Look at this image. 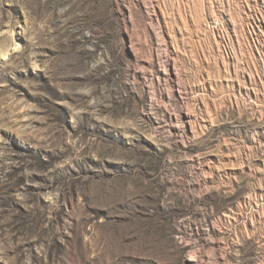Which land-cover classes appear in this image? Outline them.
I'll use <instances>...</instances> for the list:
<instances>
[{"label": "rangeland", "instance_id": "1", "mask_svg": "<svg viewBox=\"0 0 264 264\" xmlns=\"http://www.w3.org/2000/svg\"><path fill=\"white\" fill-rule=\"evenodd\" d=\"M0 264H264V0H0Z\"/></svg>", "mask_w": 264, "mask_h": 264}]
</instances>
